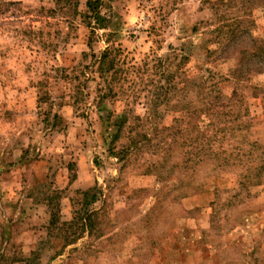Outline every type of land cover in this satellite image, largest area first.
<instances>
[{"label": "rangeland", "instance_id": "rangeland-1", "mask_svg": "<svg viewBox=\"0 0 264 264\" xmlns=\"http://www.w3.org/2000/svg\"><path fill=\"white\" fill-rule=\"evenodd\" d=\"M87 1L0 0V264H264V0H101L95 32Z\"/></svg>", "mask_w": 264, "mask_h": 264}, {"label": "trees", "instance_id": "trees-1", "mask_svg": "<svg viewBox=\"0 0 264 264\" xmlns=\"http://www.w3.org/2000/svg\"><path fill=\"white\" fill-rule=\"evenodd\" d=\"M102 4L101 0H88L87 1V17L89 20L88 26L94 30H104L107 29V26L109 24V20L105 18L101 11ZM94 34V33H92ZM88 46H92V40L89 41ZM119 50H116L114 48H106L103 52H101L99 55H95L94 53L91 54L92 62L91 65L92 67L97 68V73L99 74V78L102 80V85H100V91L104 93L103 89L105 90V93L99 98L97 105L104 106V101L106 98H108L111 95H114V85L116 83L118 75L122 74L119 68V60L117 58V53H119ZM85 59L89 58V55L86 54L84 55ZM172 64H167L168 71ZM179 67L177 66V70ZM57 79L59 82L63 81H72L71 76L68 74L67 69H60L57 70ZM163 79H166V81L169 82V87H162L160 89H166L170 90L172 86V77L174 73L171 72H166V70L162 73ZM76 80L79 81V77L75 76ZM78 78V79H77ZM165 82V80H164ZM171 82V83H170ZM48 83H46L47 85ZM59 84V83H57ZM85 83L79 82V85L77 88H83ZM38 103H39V108L42 104L45 103H50L52 106H54L53 101H51V97L48 93H43L42 91H39L38 95ZM50 106V110L48 112L43 111L41 113V116L44 117V121L48 122L52 116V110L54 107ZM103 109V108H102ZM110 116V115H109ZM109 116L107 119H109ZM59 115L55 114L52 117V123H51V128H55L57 125V122L60 121ZM120 128V126H118ZM117 138V137H115ZM82 196V208L78 211L75 212L74 218L71 222L63 223L60 224L59 217L56 214L52 215V221L50 223L51 230L52 231H57V232H62L64 235V239L66 241V245H72L77 243L85 234H88L89 237H92L93 234L97 230V225H96V219L98 217V211L95 209H89V206L92 204H95L98 200V192L96 189H91L87 192H82L80 193ZM61 226V227H60ZM39 253L34 252L33 253V258H29L24 260V264H35L36 263V258L38 257Z\"/></svg>", "mask_w": 264, "mask_h": 264}]
</instances>
